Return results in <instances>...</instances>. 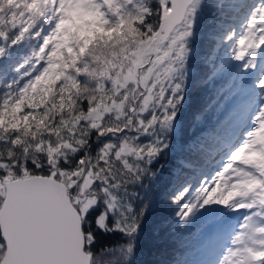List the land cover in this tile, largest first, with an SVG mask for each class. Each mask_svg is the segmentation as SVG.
Listing matches in <instances>:
<instances>
[{
  "label": "snow or ice",
  "instance_id": "6c2138e0",
  "mask_svg": "<svg viewBox=\"0 0 264 264\" xmlns=\"http://www.w3.org/2000/svg\"><path fill=\"white\" fill-rule=\"evenodd\" d=\"M198 58L204 87L234 73L213 107L230 103L185 145L193 176L172 174L163 207L204 258H177L166 218L142 261L143 193ZM0 264H264V0H0Z\"/></svg>",
  "mask_w": 264,
  "mask_h": 264
},
{
  "label": "trees",
  "instance_id": "16d2710c",
  "mask_svg": "<svg viewBox=\"0 0 264 264\" xmlns=\"http://www.w3.org/2000/svg\"><path fill=\"white\" fill-rule=\"evenodd\" d=\"M209 25L207 22H202L201 25V35L208 32ZM213 47V42L206 39L202 40L200 44V55H206L208 51ZM28 46L26 43H22L17 46L13 51V61L15 64L16 60L20 57L18 53L28 51ZM216 63L222 64L226 59L223 44H218L216 46L215 52ZM233 61L231 64H235ZM231 64L229 65L231 67ZM206 69L201 65L200 59L198 58L191 68V75L189 77L186 98L184 101V107L182 109V115L180 116V123L177 126V131L172 137V150L170 153H165L156 165L154 169H161V175L159 182H154L148 187L146 193H143L146 200L152 204L149 215L146 218L144 233H145V251L141 256L142 261H149L158 259L156 255H149V250L152 249L154 243L159 242V238L156 236V229H158L165 221L168 219V224H170L169 231L164 234V239L167 241L168 245H172L175 242L176 245H186L187 251L181 256L179 252L176 253L178 259H186L188 261L203 259L204 256L197 252L195 247V234L196 227L194 226L190 230H183L176 227L175 222L171 219L172 209L163 207L164 199L169 191V183L173 179V173H179L181 179L185 176H193L192 172L187 170L181 171L180 163L182 160L188 158V153L185 150V145L193 139V137L200 134L201 130L205 127L210 126L214 123L217 115L220 112V108L224 107L225 104L230 103L228 101H221L220 108H214L216 100L219 97L216 95L217 90L225 83V81L232 78L227 72L223 74L222 79H218L214 85H209L204 87L202 84V79L205 74ZM167 226V225H165ZM100 244L111 242L113 237L100 236ZM171 250V249H169Z\"/></svg>",
  "mask_w": 264,
  "mask_h": 264
},
{
  "label": "rangeland",
  "instance_id": "374dc122",
  "mask_svg": "<svg viewBox=\"0 0 264 264\" xmlns=\"http://www.w3.org/2000/svg\"><path fill=\"white\" fill-rule=\"evenodd\" d=\"M244 210H240V212L242 213Z\"/></svg>",
  "mask_w": 264,
  "mask_h": 264
}]
</instances>
